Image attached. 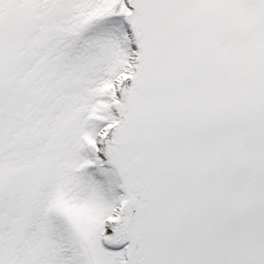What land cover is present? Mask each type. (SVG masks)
<instances>
[{
    "label": "snow or ice",
    "instance_id": "1",
    "mask_svg": "<svg viewBox=\"0 0 264 264\" xmlns=\"http://www.w3.org/2000/svg\"><path fill=\"white\" fill-rule=\"evenodd\" d=\"M0 264H264V0H0Z\"/></svg>",
    "mask_w": 264,
    "mask_h": 264
}]
</instances>
